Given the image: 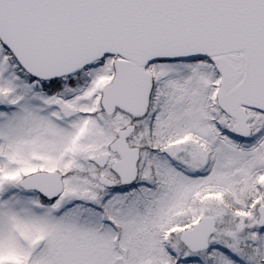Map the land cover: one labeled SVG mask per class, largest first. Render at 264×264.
<instances>
[{
    "label": "snow or ice",
    "instance_id": "snow-or-ice-1",
    "mask_svg": "<svg viewBox=\"0 0 264 264\" xmlns=\"http://www.w3.org/2000/svg\"><path fill=\"white\" fill-rule=\"evenodd\" d=\"M0 264H264V0H0Z\"/></svg>",
    "mask_w": 264,
    "mask_h": 264
}]
</instances>
